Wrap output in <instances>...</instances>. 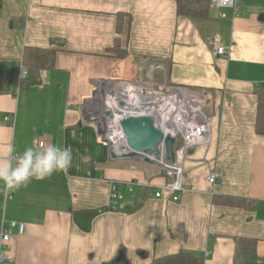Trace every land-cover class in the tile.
I'll return each instance as SVG.
<instances>
[{"label":"crops","instance_id":"crops-1","mask_svg":"<svg viewBox=\"0 0 264 264\" xmlns=\"http://www.w3.org/2000/svg\"><path fill=\"white\" fill-rule=\"evenodd\" d=\"M1 3L0 158L9 144L18 151L39 150L40 142L72 151L67 172L33 178L9 194L12 200L0 190V231L12 221L26 225L5 249L14 264H104L122 246L128 264L181 251L204 264H234L240 238L258 242V264H264V137L255 129V92L264 85V0H237L236 18L233 10L212 9L204 19L180 16L176 0ZM119 15L125 16L121 35ZM215 35L227 57L215 53ZM118 37L125 59L110 52ZM25 47L57 50L55 69L41 72L30 88H22ZM153 65L164 68L156 81L213 96L211 143L190 152L178 202L165 191L154 196L166 184L157 168L111 159L90 119L93 104L119 80L146 79ZM6 115L15 116L13 124ZM113 182H134L148 188L149 197L134 208L135 197L126 195L113 209ZM215 195L255 200L256 209L215 205ZM98 210L104 212L90 221ZM77 214L84 216L77 220Z\"/></svg>","mask_w":264,"mask_h":264},{"label":"built area","instance_id":"built-area-1","mask_svg":"<svg viewBox=\"0 0 264 264\" xmlns=\"http://www.w3.org/2000/svg\"><path fill=\"white\" fill-rule=\"evenodd\" d=\"M211 8L233 10L235 18L239 15L237 0H211ZM212 44L218 56L229 55L220 35L214 36ZM163 69L160 65H153L146 79L119 80L104 94L101 109L94 111L90 119L97 125L101 137L107 141L111 159L131 160L145 164L149 162L166 178L163 190H155L154 196L161 198L165 191L170 195L172 202H178L184 192L185 164L190 152L201 146L208 147L211 143L212 126L207 109L213 105V96L208 92L171 85L167 81H156L154 74L157 70ZM26 73L24 69L23 77ZM113 106L125 107L127 117L122 118L113 114L111 112ZM127 119L138 121L141 129L156 130L157 139L150 149L137 151L130 146L122 126V122ZM4 121L13 124L15 116L6 115ZM169 138L174 140L172 156L169 155L167 147ZM176 144L179 146L175 147ZM46 146H48L47 143L40 142L38 148L42 150ZM208 182L212 186L217 184L215 173L209 175ZM143 189L148 188L134 182L125 184L113 182L110 207L116 209L126 195L134 197L136 192H142ZM6 200H12V196L8 194ZM14 231L18 236H23L26 225L16 221L2 225L0 264H14L12 257L5 250Z\"/></svg>","mask_w":264,"mask_h":264},{"label":"trees","instance_id":"trees-1","mask_svg":"<svg viewBox=\"0 0 264 264\" xmlns=\"http://www.w3.org/2000/svg\"><path fill=\"white\" fill-rule=\"evenodd\" d=\"M177 12L180 16L193 19L209 18L212 15L211 0H176ZM2 3L0 0V8ZM124 15H119L117 23V33L121 35L124 29ZM12 25L14 22L12 21ZM116 58L125 59L128 52L123 48L121 39L118 37L114 47L110 50ZM57 50L55 48L25 47L23 53V65L28 74L22 81V88H30L37 84V79L41 72L52 71L55 69V59ZM257 113H256V133L264 137V87H260L256 92ZM179 146L176 144L175 147ZM149 190L143 189L142 192L135 194V207L138 208L143 201L149 197ZM256 201L248 198L234 196H214V204L218 206L238 208L245 210L256 209ZM257 241L253 239L240 238L237 240V248L234 264H258ZM104 264H128L127 249L122 246L117 255L110 262ZM150 264H204V261L194 253L181 251L177 254L154 259Z\"/></svg>","mask_w":264,"mask_h":264},{"label":"clouds","instance_id":"clouds-1","mask_svg":"<svg viewBox=\"0 0 264 264\" xmlns=\"http://www.w3.org/2000/svg\"><path fill=\"white\" fill-rule=\"evenodd\" d=\"M6 152V158H0V190L5 195L26 187L33 178L43 180L55 172H67L72 165L71 149L56 144L23 151L9 144Z\"/></svg>","mask_w":264,"mask_h":264},{"label":"water","instance_id":"water-1","mask_svg":"<svg viewBox=\"0 0 264 264\" xmlns=\"http://www.w3.org/2000/svg\"><path fill=\"white\" fill-rule=\"evenodd\" d=\"M25 71H27L26 68H25ZM122 126L128 138L129 144L133 149L137 151L146 150V149H150L155 144V141L157 139V134L154 128L141 129L138 123L134 122L131 119L124 120L122 122ZM104 142L107 144L106 140H104ZM173 143H174V140L172 138H169L167 140V147H168L170 156L173 155ZM146 163L149 164V162H146ZM103 212L104 210H98V211L92 212L90 221L94 217H96L97 215ZM83 216L84 215L82 214H77L76 218L78 220L79 218H82Z\"/></svg>","mask_w":264,"mask_h":264},{"label":"bare ground","instance_id":"bare-ground-1","mask_svg":"<svg viewBox=\"0 0 264 264\" xmlns=\"http://www.w3.org/2000/svg\"><path fill=\"white\" fill-rule=\"evenodd\" d=\"M111 104V103H110ZM113 114L117 115L118 117H122V118H126L127 115H125L127 112L125 110V107H112V111ZM138 124H140L138 121H136Z\"/></svg>","mask_w":264,"mask_h":264},{"label":"rangeland","instance_id":"rangeland-1","mask_svg":"<svg viewBox=\"0 0 264 264\" xmlns=\"http://www.w3.org/2000/svg\"><path fill=\"white\" fill-rule=\"evenodd\" d=\"M95 108V109H94ZM93 109V110H92ZM92 111H95V112H97V111H99L100 109H101V104L99 105V104H97V103H95V104H93V107H92ZM92 116V115H91Z\"/></svg>","mask_w":264,"mask_h":264}]
</instances>
